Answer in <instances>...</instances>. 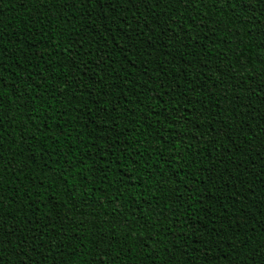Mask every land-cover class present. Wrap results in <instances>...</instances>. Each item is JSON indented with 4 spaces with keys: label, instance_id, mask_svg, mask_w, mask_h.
Instances as JSON below:
<instances>
[{
    "label": "trees",
    "instance_id": "trees-1",
    "mask_svg": "<svg viewBox=\"0 0 264 264\" xmlns=\"http://www.w3.org/2000/svg\"><path fill=\"white\" fill-rule=\"evenodd\" d=\"M0 264H264V0H0Z\"/></svg>",
    "mask_w": 264,
    "mask_h": 264
}]
</instances>
